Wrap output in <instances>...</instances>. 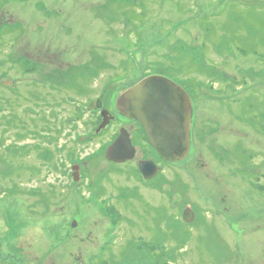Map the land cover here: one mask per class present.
Masks as SVG:
<instances>
[{"label": "rangeland", "instance_id": "374dc122", "mask_svg": "<svg viewBox=\"0 0 264 264\" xmlns=\"http://www.w3.org/2000/svg\"><path fill=\"white\" fill-rule=\"evenodd\" d=\"M47 49L58 66L40 69L39 54ZM213 58L232 62L239 69L236 80L247 81L235 88L240 131L221 142H231L227 159L243 181L234 206L229 199L217 202L216 188L223 184L214 158L203 180L174 168L175 189L190 181L189 196L199 208L186 233L179 216L183 204L167 203L173 217L165 218L160 194L126 177L134 175L130 163L104 159L123 122L95 135L99 123L81 107L85 99L76 120L67 92L71 76L81 71L75 66L84 63L92 69L103 60L109 75L104 83L116 85L131 83L145 70L166 74L181 59L195 75ZM46 76L63 83L49 87L42 81ZM0 123V257L22 245L25 255H46L51 263L76 250L92 231V240L104 242L109 264H251L248 259L257 254L264 260V215L244 217L264 199L246 183L264 185L253 171L256 165L264 169V0H0ZM73 165L82 168L76 182ZM145 202L162 206L156 212L164 216ZM116 213L129 219L120 222ZM100 245L83 250L94 254ZM257 259L253 264H264Z\"/></svg>", "mask_w": 264, "mask_h": 264}, {"label": "flooded vegetation", "instance_id": "af4514ba", "mask_svg": "<svg viewBox=\"0 0 264 264\" xmlns=\"http://www.w3.org/2000/svg\"><path fill=\"white\" fill-rule=\"evenodd\" d=\"M49 51L51 50L47 49L44 53L39 54L38 63L41 65H39L40 69H48V65L58 66L56 63L57 57L55 52ZM47 60H49V62ZM213 61L214 62H212V65H209L208 69L198 70L194 73L195 75H189V71L186 68L187 61L181 59V62H176L177 67L170 68L169 72L166 74L145 70L144 73H140L136 77L131 75L134 77L133 79L129 80L132 81L131 83L119 84L115 82L116 85L110 83L108 84L109 80L104 83V77L109 75H104L108 69L104 68L106 66H104L103 60H101L99 65L95 61L96 68L92 69L91 67L93 65L84 63L83 65L75 66L81 71L79 75L71 76L70 91L67 92L68 94H71L70 98L68 99H72L71 101L74 104V115L76 120L81 119L79 118L80 114L77 110L80 109V105L82 104L81 101L83 99H85L84 103L86 106L84 107L81 105V107L86 108V111L88 110V112L93 114L92 116H94L95 122L100 124L103 119V114L105 113V117L109 121L107 127L100 133L112 126V124L118 120L119 122H123L122 125L124 126L119 130V132L117 131L116 137L119 135L121 130H124L128 134L131 144L134 147V157L123 162L124 164L130 163L132 165L134 175H128L126 177L133 178L135 182L139 183L146 189L153 187L154 190L160 194V196L165 201L166 207H164V211L168 217L162 215V213L158 214L156 212L157 208L162 209V206L157 205L158 207L150 208L149 204L145 202L146 206L150 208L148 210L151 212L154 211L159 217H173L170 208L167 207V203H172L176 191L180 192V194H182V200L180 202L175 200L174 206L181 208V204H183L182 213L179 214V216L181 218V222L187 227L185 230L186 233H189V228L192 227L195 221H197L199 208L194 207V203L191 201L189 196L191 188L190 181H185L180 191L179 189H175L176 186L172 184L174 168L179 167L181 168L182 174L186 176L189 174L193 175L194 177L197 175L199 179L203 180L202 175L205 177L209 176L206 172L208 171V163H210L209 159L214 158L215 161H212L216 163L218 167H221V170L215 168V175L218 176L217 182L219 184H223L222 188H216L215 185L213 186L216 188L217 194L215 196L218 200L217 202L220 203V201L224 202L226 199H229L230 203L234 206L236 205L235 194L237 193V189H241L240 182L243 181H239L236 177L235 171H233L235 163H232L227 159L231 154V145H227L231 142L225 141L226 144H221V142L225 139L232 140L236 133L240 131V129L237 128L236 123L237 94L235 88L245 85L247 81H244L243 78L239 81L236 80V74L239 72V69L236 65L232 64V62L224 60L222 63V61H218L215 58H213ZM66 64L67 66H71L68 62ZM230 65H232V67H230ZM50 72H52V70H50ZM201 72H204L207 74V76L215 79L206 82V79L201 76ZM128 74L129 71L126 75L121 72V74L111 78L110 81H113L111 83H114L115 80L121 78L123 79ZM152 75H160L173 81L179 85L182 91L190 99V149L188 156L181 163H169L164 161L149 144L146 130L141 122L138 120H130L124 116H121L115 109L116 100L122 91L133 87L145 77ZM52 79L54 78L52 77ZM54 80H51L50 77L47 76L42 79V81L45 82L49 87H52L57 83L61 86L63 83H59ZM94 89H96L98 93L94 97H91L92 91ZM57 93L60 94L61 92ZM79 102L81 104H79ZM220 115L225 116L224 120L218 118ZM75 119L74 121H76ZM70 120L73 121L72 119ZM252 130L254 131L253 127ZM115 138H113L111 142H113ZM150 162L156 166L157 171L154 177L146 179L144 178L141 168L139 167V163H144L143 167L150 168V165L147 164ZM81 171V166H78V179L82 175V173H80ZM253 171H255L258 176L264 177V169H260V165H256V169L253 168ZM165 172H167V174ZM246 183L262 194L264 198V185L260 183L259 180L254 181V183L248 180ZM134 194H136L135 191L133 195ZM260 203L261 204H259L250 214L244 216L245 219L252 221V217H255L256 214L258 216L264 215V199L260 200ZM188 208L193 212L194 215V218L190 223L184 219V211ZM243 213H245V211L240 212V214ZM111 216L114 217L113 215ZM116 216L120 222H122L124 219H129L126 217V214L122 213H116ZM176 217H178V215ZM77 224L78 223L76 222L75 226H77ZM114 226H117V222ZM112 230L114 229H111L108 232L106 231V234L112 233ZM76 231L78 230L75 229V227L71 230V232ZM89 232L90 234L86 239L81 238L78 240V247L76 250L65 253L63 256H59L56 261H52L51 263L47 261L46 255L41 257H38L37 255H34V257L32 255H25L23 250L24 247L21 245L19 247L20 249L16 252H12L10 250L11 248H9L5 255L2 254L0 257V264H104L107 261L104 257V242H100L101 240H99L98 237H96L95 240H92V231ZM77 235L78 234L74 235V238L77 237ZM185 238L186 237L183 238V241H185ZM7 241L10 242V239ZM92 243L95 245H101L94 254H87V252L83 250V246H89ZM257 255L252 257V259H248L251 264L256 262L258 260L257 258L264 262V260L261 257H257ZM107 263L109 264V261H107Z\"/></svg>", "mask_w": 264, "mask_h": 264}, {"label": "water", "instance_id": "95a60500", "mask_svg": "<svg viewBox=\"0 0 264 264\" xmlns=\"http://www.w3.org/2000/svg\"><path fill=\"white\" fill-rule=\"evenodd\" d=\"M116 109L122 116L142 123L149 143L163 160L176 163L186 158L190 145L191 105L190 99L177 84L162 76L147 77L120 93ZM104 117L105 113L96 132L108 124L109 120ZM133 156L134 148L128 134L121 130L106 148L105 158L109 162L123 163ZM150 163H147L150 168L139 163L146 179L154 177L157 171L156 166ZM73 170L77 168L73 167ZM73 176L76 180L77 173ZM191 217L192 213L186 209L184 219L190 221Z\"/></svg>", "mask_w": 264, "mask_h": 264}, {"label": "bare ground", "instance_id": "6f19581e", "mask_svg": "<svg viewBox=\"0 0 264 264\" xmlns=\"http://www.w3.org/2000/svg\"><path fill=\"white\" fill-rule=\"evenodd\" d=\"M174 197H175V200H176L177 202H180V201L182 200L181 195H180L179 192H177V191H176ZM11 221H12V220H11Z\"/></svg>", "mask_w": 264, "mask_h": 264}, {"label": "trees", "instance_id": "16d2710c", "mask_svg": "<svg viewBox=\"0 0 264 264\" xmlns=\"http://www.w3.org/2000/svg\"><path fill=\"white\" fill-rule=\"evenodd\" d=\"M1 125H2V123H0V127H1ZM130 196H132V194H131ZM130 198H131V197H130ZM126 199L129 201V198H124V199H123V202H124V201L127 202ZM132 200H133V199H132ZM115 223H116V222H115ZM114 225H115V224H114Z\"/></svg>", "mask_w": 264, "mask_h": 264}]
</instances>
